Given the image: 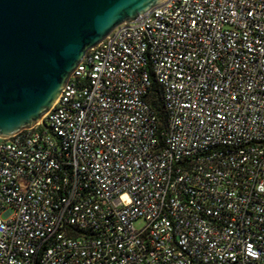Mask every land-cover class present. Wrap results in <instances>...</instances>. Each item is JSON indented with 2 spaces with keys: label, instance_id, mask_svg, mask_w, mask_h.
Wrapping results in <instances>:
<instances>
[{
  "label": "built area",
  "instance_id": "1",
  "mask_svg": "<svg viewBox=\"0 0 264 264\" xmlns=\"http://www.w3.org/2000/svg\"><path fill=\"white\" fill-rule=\"evenodd\" d=\"M0 264H264V0H162L89 47L0 137Z\"/></svg>",
  "mask_w": 264,
  "mask_h": 264
},
{
  "label": "water",
  "instance_id": "2",
  "mask_svg": "<svg viewBox=\"0 0 264 264\" xmlns=\"http://www.w3.org/2000/svg\"><path fill=\"white\" fill-rule=\"evenodd\" d=\"M162 0H0V137L33 126L85 51Z\"/></svg>",
  "mask_w": 264,
  "mask_h": 264
},
{
  "label": "trees",
  "instance_id": "3",
  "mask_svg": "<svg viewBox=\"0 0 264 264\" xmlns=\"http://www.w3.org/2000/svg\"><path fill=\"white\" fill-rule=\"evenodd\" d=\"M154 90H158V86L157 84L154 85L153 87ZM151 105L154 107V109L157 111V114L160 118L164 119L165 118V113L161 107V101H160V96L159 93L155 94L152 93L151 94Z\"/></svg>",
  "mask_w": 264,
  "mask_h": 264
},
{
  "label": "rangeland",
  "instance_id": "4",
  "mask_svg": "<svg viewBox=\"0 0 264 264\" xmlns=\"http://www.w3.org/2000/svg\"><path fill=\"white\" fill-rule=\"evenodd\" d=\"M135 225H136L137 227H140V226L142 225V221H137V222L135 223Z\"/></svg>",
  "mask_w": 264,
  "mask_h": 264
}]
</instances>
